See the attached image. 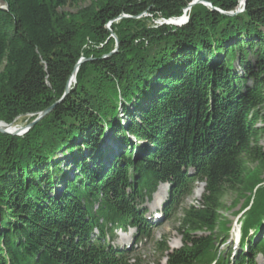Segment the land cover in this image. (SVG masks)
I'll return each instance as SVG.
<instances>
[{
    "label": "trees",
    "instance_id": "1",
    "mask_svg": "<svg viewBox=\"0 0 264 264\" xmlns=\"http://www.w3.org/2000/svg\"><path fill=\"white\" fill-rule=\"evenodd\" d=\"M84 1L0 0V122H33L90 60L25 135L0 133V264H142L106 237L146 234L143 205L166 183L173 215L196 183L206 186L183 209L182 248L157 242L159 261L255 264L264 256V0L234 17L197 5L182 27L155 22L181 18L193 0H92L64 12ZM204 1L224 13L239 6ZM107 133L114 145L102 148ZM228 195L233 208L245 201L232 261L217 248L229 238Z\"/></svg>",
    "mask_w": 264,
    "mask_h": 264
},
{
    "label": "rangeland",
    "instance_id": "2",
    "mask_svg": "<svg viewBox=\"0 0 264 264\" xmlns=\"http://www.w3.org/2000/svg\"><path fill=\"white\" fill-rule=\"evenodd\" d=\"M92 0H85L84 2L79 3L76 6L67 7L64 12L70 13V14H76L79 11L88 8L91 5ZM165 25V24H162ZM235 71L239 73V75H242V69L239 66L238 62H235ZM261 78H264L263 76ZM250 83H247V86ZM53 107V106H52ZM264 114V110L262 112ZM30 116H25L19 118L14 126L19 129H25L30 125ZM259 128L263 127L261 124L258 125ZM107 136L102 140L104 141L101 145L102 148H105L106 146H112L114 145L113 140H110L109 135L111 133H107ZM134 140V139H133ZM260 146L264 149V133L260 137ZM64 157L60 154L58 156V159H63ZM204 187L203 185H196L194 188L193 194L190 198H188L181 206V209L178 213V215L173 218L170 221H162L159 226L155 227L154 234H151V238L149 240L142 241V244L138 243V246L140 248L137 250V253H135L136 257H140L142 259V264H164L165 260H160V255L158 252H156V244L157 242H161L165 239L168 241L169 248L171 250H176L182 247V235L179 233V226H180V220L183 216V209L190 207V206H196L199 201L202 200L203 193L201 197L196 196V191L198 188ZM204 190V189H203ZM158 194L155 196L153 202L146 205L149 212L154 211H160L162 210V204L159 203L155 204V201L157 196L161 195L162 201L166 202L168 200V196H165V187L160 186L158 190ZM168 191V190H167ZM233 199L234 197L231 195H228L224 199V203L226 207L228 208V211H225L224 217L226 218V221L228 223V227L230 229L229 238L226 243L218 244L217 248L221 253H223L224 257H227L232 261V258L236 257L239 252H241V245L240 242H242V233H241V225L242 220L241 217H243L242 209L244 206L245 201H241L237 207L233 208ZM160 201V202H162ZM159 202V201H158ZM263 227L261 228V230ZM263 233V232H262ZM261 233V234H262ZM263 235V234H262ZM261 235V236H262ZM250 236L253 238L254 241H256L255 233H251ZM240 245V246H239ZM247 253V252H246ZM248 254V253H247ZM246 254V255H247ZM251 257H254V255H251ZM255 264H264V257L262 255H256L255 257Z\"/></svg>",
    "mask_w": 264,
    "mask_h": 264
},
{
    "label": "water",
    "instance_id": "3",
    "mask_svg": "<svg viewBox=\"0 0 264 264\" xmlns=\"http://www.w3.org/2000/svg\"><path fill=\"white\" fill-rule=\"evenodd\" d=\"M246 3H247V0H239V6H238V8L236 9L235 12L224 13V12L220 11L219 9L215 8L214 6H212V4L205 2L204 0H193V2L189 5V7L184 11V15L181 18L171 19L169 21L158 20L157 22H155V24L160 25V26H162V24H165V25L175 26V27H180L182 25H185L189 21V17H188L189 12L192 10L193 7H195L197 5L205 6L212 12H217V13H220V14L228 16V17H234V16H236L238 14L244 13L245 8H246ZM145 17H148V15L145 14ZM126 18H128V17L127 16H122L120 19H126ZM113 38L116 40V50L110 56L116 54L118 52V49H119L117 37L115 35H113ZM88 61H90V60L82 59L77 64V66H76V68H75V70L73 72V76H72L71 80L68 83L65 96L57 104H55L50 109L40 113L39 116L33 122H31L30 125L27 128H25V129L13 128L15 123L8 125V124H6L4 122H0V133L1 134H5V135L17 136V137H21V136L25 135L37 123H39L43 118H45L48 114H50L54 110V108L57 105H59L69 95V93L71 91V87L76 84L77 74H78L79 68L81 67V65L83 63L88 62ZM30 117H32V116H30Z\"/></svg>",
    "mask_w": 264,
    "mask_h": 264
},
{
    "label": "bare ground",
    "instance_id": "4",
    "mask_svg": "<svg viewBox=\"0 0 264 264\" xmlns=\"http://www.w3.org/2000/svg\"><path fill=\"white\" fill-rule=\"evenodd\" d=\"M183 26V25H182ZM182 26H180V27H182ZM13 128H16L15 126H13ZM204 189V187L202 188V187H200V188H198L197 189V191H196V196L197 197H201V195H202V193H203V190ZM162 195V194H161ZM161 195H159V196H157V198H156V200H157V202L159 201H162V197H161Z\"/></svg>",
    "mask_w": 264,
    "mask_h": 264
}]
</instances>
